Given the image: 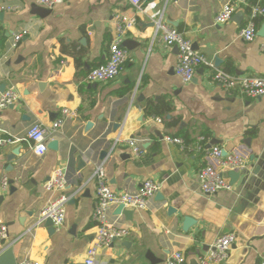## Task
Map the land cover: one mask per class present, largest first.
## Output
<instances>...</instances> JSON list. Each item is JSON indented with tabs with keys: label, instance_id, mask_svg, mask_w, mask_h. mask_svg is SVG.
I'll return each instance as SVG.
<instances>
[{
	"label": "crops",
	"instance_id": "crops-1",
	"mask_svg": "<svg viewBox=\"0 0 264 264\" xmlns=\"http://www.w3.org/2000/svg\"><path fill=\"white\" fill-rule=\"evenodd\" d=\"M226 1L239 7L229 20L215 24ZM238 2L143 0L136 12L130 0H66L39 16L32 12L36 0H0L16 7L1 11L0 85L19 95L0 108L1 134L10 140L0 144V178L9 181L0 195V216L8 226L0 252L10 246L17 263L29 258L41 264H84L96 235L95 173L103 164L116 191L135 192L146 178L159 190L144 208L130 209V218L115 213L117 206L109 209V218L128 233L98 251L99 264H166L174 250L183 252L188 264H197L198 255L227 232L235 238L220 264H260L264 181L244 182L240 176L231 189L207 195L200 190L198 170L217 164L206 151L209 144L241 155L250 172L256 167L264 156V95L229 94L211 80V69L201 66L183 82L174 72L177 49L154 37L157 22L168 23L215 67L264 76V15L255 18L252 41L240 36L249 6L264 0ZM239 11L242 18H234ZM118 16L127 20L123 46L128 57L113 80L86 82L89 69L107 59ZM23 29L27 34L12 46L13 34ZM159 100L171 106L163 118L144 110L147 102ZM63 107L74 115L49 134L48 143L57 141L56 148L35 154L25 140L27 129L35 122L48 127ZM165 135L181 137L184 147L164 141ZM199 135L207 140L203 148L196 144ZM129 139L136 140L141 155H135ZM101 151L106 155L99 159ZM59 168L68 182L60 191L47 192L43 184ZM61 194L66 196L63 224L51 232L44 224L29 229L48 200Z\"/></svg>",
	"mask_w": 264,
	"mask_h": 264
},
{
	"label": "built area",
	"instance_id": "built-area-1",
	"mask_svg": "<svg viewBox=\"0 0 264 264\" xmlns=\"http://www.w3.org/2000/svg\"><path fill=\"white\" fill-rule=\"evenodd\" d=\"M66 0H36L37 5L44 8H52L56 4ZM133 9L136 12L141 11L143 0H130ZM240 4H246V0H239ZM239 5L232 1L224 2L214 16V23L221 24L226 22L235 13ZM16 7L9 4H0V11L15 10ZM264 15V2L255 3L249 6L247 19L240 32L244 41H252L257 36V26L255 18ZM127 20L123 16H118L115 22V33L108 46V55L105 62L94 66L86 73L84 80L86 82H106L111 81L119 74L125 60L127 59V50L123 46V35ZM23 29L13 34L12 46L16 44L27 34ZM1 35V31H0ZM159 36L160 41L166 47H175L177 49V61L174 66L175 74L183 81L189 82L193 79L198 67H207L211 69V80L223 88L227 93H237L248 98H257L264 95V76H255L251 74L234 75L224 69L215 67L205 55L193 48L192 42L184 36L177 28L168 23L158 21L154 37ZM260 50L264 53V36L260 43ZM18 92L9 87L0 92V108L7 107L18 100ZM74 112L63 107L59 116L47 127L42 123H32L26 132L25 140L29 142L31 149L37 155H42L47 150L49 134L61 128L64 122ZM160 120V119H157ZM0 144L10 141L1 134ZM163 140L169 143L184 147V140L178 136L165 135ZM133 146L135 155L139 156L142 150L136 145L135 139H129ZM207 142L205 136L197 137V146L203 148ZM208 155L217 161V164H205L198 170L199 187L202 193L211 195L219 190H229L232 184L225 176V172L232 170H243L246 167L245 159L234 151H226L218 145H211L206 148ZM96 204L92 214V219L96 224V235L93 243L87 248L84 264H99L96 260L98 251L108 247L115 239L127 235L128 231L119 226L115 220L108 216L109 209L113 206L122 205L126 209H141L147 205L148 200L159 190V184L151 178L144 179L135 192L116 191L108 182V177L103 164L98 166L96 171ZM68 182L66 173L61 169H56L44 182L43 187L47 192H56L62 190ZM9 181L6 176L0 178V195L7 189ZM66 196L63 194L50 198L46 205L39 211L36 219L29 229L43 225L46 219H50L52 226L56 229L60 227L65 218ZM8 237V226L0 216V240L4 241ZM233 232H227L219 235L210 247L201 252L197 257V264H220L229 253L234 242ZM166 264H188L183 252L180 250L171 251L166 259ZM17 264H41L37 260L25 258ZM260 264H264V255L261 257Z\"/></svg>",
	"mask_w": 264,
	"mask_h": 264
},
{
	"label": "water",
	"instance_id": "water-1",
	"mask_svg": "<svg viewBox=\"0 0 264 264\" xmlns=\"http://www.w3.org/2000/svg\"><path fill=\"white\" fill-rule=\"evenodd\" d=\"M50 9L41 7L39 5H32V12L38 14L39 16H45L49 13ZM2 16V12L0 11V18ZM243 16L242 12L239 11L234 15V18H239L241 19ZM261 35L264 36V25L261 28L260 31ZM219 59H216V62H218ZM5 88L4 84L0 85V90H3ZM91 122H87V126H90ZM114 127H117V124H114ZM57 145V141L53 140L48 143V147L55 149ZM212 144H209L208 147H210ZM19 151V148H15L12 150L11 154L7 155V159L13 158V155L17 154ZM106 155V151H101L99 154V159H102ZM254 157H251L250 159L253 160ZM80 165H83V162H79ZM227 175L230 179V183L236 182V180L240 177L243 176V181L245 180H252L254 177H258L261 181H264V156H261L259 160L256 163V167L250 172L249 170L243 169V170H232L228 171ZM11 183V182H10ZM13 187L10 188V191H13ZM87 192H85L86 194ZM2 199V196H0V200ZM115 213L119 214L122 213L123 215L126 216V218L131 217V210L123 208L122 205H118L116 207ZM189 220L186 219V222L188 224ZM44 225L49 229V231H54V227L51 224L50 219H46L44 222ZM0 264H17V260L13 255L12 248L10 246L6 247L4 250L0 252Z\"/></svg>",
	"mask_w": 264,
	"mask_h": 264
},
{
	"label": "trees",
	"instance_id": "trees-1",
	"mask_svg": "<svg viewBox=\"0 0 264 264\" xmlns=\"http://www.w3.org/2000/svg\"><path fill=\"white\" fill-rule=\"evenodd\" d=\"M144 110L152 115L161 116L162 118L164 115L171 110V106L169 103L164 101H156V102H147L144 106Z\"/></svg>",
	"mask_w": 264,
	"mask_h": 264
}]
</instances>
